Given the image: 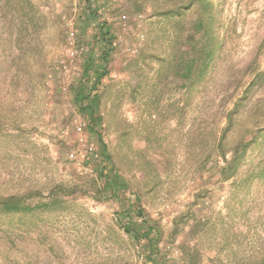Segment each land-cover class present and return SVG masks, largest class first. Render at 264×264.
<instances>
[{
    "label": "rangeland",
    "instance_id": "obj_1",
    "mask_svg": "<svg viewBox=\"0 0 264 264\" xmlns=\"http://www.w3.org/2000/svg\"><path fill=\"white\" fill-rule=\"evenodd\" d=\"M94 1L97 16L86 24L83 0H0V195L37 190L43 200L58 184L76 187L59 209L0 215V264H150L115 220L135 195L159 225L168 264H259L264 0H212L218 52L189 93L179 78L159 81L181 22H197L198 10L157 12L177 0ZM98 22L111 26L115 49L97 130L129 183L99 201L100 146L71 93ZM247 140L223 176L222 153L229 159Z\"/></svg>",
    "mask_w": 264,
    "mask_h": 264
},
{
    "label": "trees",
    "instance_id": "obj_2",
    "mask_svg": "<svg viewBox=\"0 0 264 264\" xmlns=\"http://www.w3.org/2000/svg\"><path fill=\"white\" fill-rule=\"evenodd\" d=\"M86 15L82 23H88L97 16V3L94 0H83ZM212 0H177L172 7L159 9L158 13H175L182 16L186 11L195 9L201 17L195 23L186 27L181 22L182 31L178 32L174 38L173 45L174 59L171 63L170 71L162 74L159 83L169 76L179 78L184 92L194 91L206 79L210 67L215 63L218 52L217 22ZM219 23V22H217ZM218 26V25H217ZM186 29V31H185ZM186 34L193 39L186 41ZM195 36V38H194ZM115 36L111 26L106 22H98L92 39L90 50L85 53L81 64V74L71 89L72 101L77 110L87 119L88 129L96 134L99 144V162L97 178L100 186L95 187L93 198L96 200H107L117 198L121 192L129 190V183L118 173L112 161V155L108 151L102 136L98 132V126L103 121L102 99L106 90L103 88V80L109 74V62L112 52L115 49ZM221 44V43H220ZM169 71V73H168ZM159 96V94H158ZM242 98L236 101L234 106L227 112L226 125L223 133L232 125L233 116L238 111ZM186 103V101H185ZM223 138H220L222 146ZM251 140L243 141L235 147L229 159L222 153L223 161L227 166L223 167L221 173L226 176L229 170L235 168L236 162L244 154ZM76 190V187L68 189L67 186L58 184L52 188L46 199L34 200V196H39V191H25L8 195H0V215L1 214H33L47 210L59 209L66 198ZM117 225L129 238L143 245L145 258L150 264H168L165 255L160 251L162 232L157 221L149 217L143 208L140 207L139 196L122 208L115 218ZM264 264V259L259 263Z\"/></svg>",
    "mask_w": 264,
    "mask_h": 264
},
{
    "label": "built area",
    "instance_id": "obj_3",
    "mask_svg": "<svg viewBox=\"0 0 264 264\" xmlns=\"http://www.w3.org/2000/svg\"><path fill=\"white\" fill-rule=\"evenodd\" d=\"M89 149L92 150V147L90 146Z\"/></svg>",
    "mask_w": 264,
    "mask_h": 264
}]
</instances>
